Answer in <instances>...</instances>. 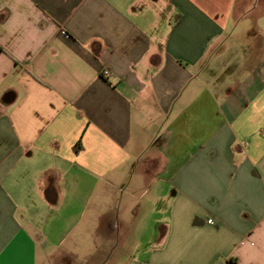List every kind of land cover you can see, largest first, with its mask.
Masks as SVG:
<instances>
[{"label":"crops","instance_id":"obj_1","mask_svg":"<svg viewBox=\"0 0 264 264\" xmlns=\"http://www.w3.org/2000/svg\"><path fill=\"white\" fill-rule=\"evenodd\" d=\"M252 2L0 0V264H264Z\"/></svg>","mask_w":264,"mask_h":264},{"label":"rangeland","instance_id":"obj_2","mask_svg":"<svg viewBox=\"0 0 264 264\" xmlns=\"http://www.w3.org/2000/svg\"><path fill=\"white\" fill-rule=\"evenodd\" d=\"M255 6V5H257V0H253V2H252V6ZM113 244V243H112ZM110 251L112 252V255L111 256H113V254H115L116 252H117V250L116 249H114L113 247L112 248H110ZM112 261H109V262H107L106 263V261L105 262H102V263H97V264H112L111 263ZM76 264V263H75Z\"/></svg>","mask_w":264,"mask_h":264},{"label":"trees","instance_id":"obj_3","mask_svg":"<svg viewBox=\"0 0 264 264\" xmlns=\"http://www.w3.org/2000/svg\"><path fill=\"white\" fill-rule=\"evenodd\" d=\"M80 147V142L78 141L76 144H75V148H79ZM233 262L231 261H228V264H232Z\"/></svg>","mask_w":264,"mask_h":264}]
</instances>
